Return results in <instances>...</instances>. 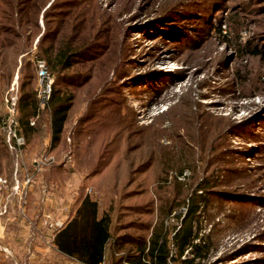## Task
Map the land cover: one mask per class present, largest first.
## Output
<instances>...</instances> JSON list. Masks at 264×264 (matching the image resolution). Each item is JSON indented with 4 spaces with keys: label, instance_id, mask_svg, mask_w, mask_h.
Here are the masks:
<instances>
[{
    "label": "rangeland",
    "instance_id": "1",
    "mask_svg": "<svg viewBox=\"0 0 264 264\" xmlns=\"http://www.w3.org/2000/svg\"><path fill=\"white\" fill-rule=\"evenodd\" d=\"M17 1L0 0V9L18 11L0 16V77L7 79L0 116L5 94L12 89L17 108L21 83L28 84L37 100L29 121L39 132L19 157L4 139L0 145V264H84L54 244L83 196L115 218L118 200L108 191L134 192L125 207L148 212L129 209L123 219L154 222L159 198L177 194L173 178L184 188L200 179L209 185L198 191L205 196L193 215L199 246L184 252L187 264H264V0ZM89 34V55L64 72L76 82L56 84L48 70L51 93L41 107L38 40L57 46L66 36L77 45ZM25 42L28 51L17 56ZM54 88L74 96L62 139L51 147ZM45 155L53 160L37 167ZM167 163L185 164L182 174ZM46 171H56L49 184ZM175 199L162 218L170 228L187 211ZM108 253L102 264L113 263ZM124 255L113 250L126 264Z\"/></svg>",
    "mask_w": 264,
    "mask_h": 264
},
{
    "label": "trees",
    "instance_id": "2",
    "mask_svg": "<svg viewBox=\"0 0 264 264\" xmlns=\"http://www.w3.org/2000/svg\"><path fill=\"white\" fill-rule=\"evenodd\" d=\"M17 2L29 3L31 0H18ZM27 10L29 9H21V11ZM17 12V9H0V16L2 19L7 20L8 15L14 16ZM83 12L84 11H82V13ZM37 15V11L35 10V21ZM168 16L169 15L166 13L162 18H169ZM79 20L80 17H78V21ZM3 24V21L0 19V25ZM84 25H86V17L82 15L79 27L83 28ZM2 30L5 33L14 32L10 28H2ZM18 31L20 32V30ZM20 33L23 35L22 31ZM93 35L94 34H89L85 36L86 39L89 38V41L84 42V39H82L80 42L78 41L77 45H74V43L70 42V39L65 36L62 44H58L57 46H42L44 40L42 38L45 37H40L37 42L38 56L45 61L47 69L54 72L56 77H58V82H56V84H60L64 81L70 83L76 82V75L65 74L64 72L72 68L81 58L89 55L88 50L93 44V42H90V39ZM96 42L95 40L94 44H96ZM29 47L30 43L25 42L19 49L16 48V55L19 56L24 54L28 51ZM259 52L260 51L257 50L252 51L253 54H258ZM22 68L23 62L20 65V72ZM4 77H0V96L3 91L4 80L5 84L7 83V79ZM27 86L28 84L25 85L21 83V92L17 102L18 114L20 112V118L18 116V121L20 123L19 130L25 136L26 142L30 141L33 135L35 136L39 132V127L35 128L30 125V112L33 111L31 115L34 113L37 100L32 92L28 90ZM61 94L62 93L54 88L49 102L51 147L58 145L62 139L64 124L67 120L74 96V94L71 93L67 96L60 97ZM3 139L2 134H0V145L4 142ZM183 166H185L183 163L179 165H170L167 163L166 168L174 169L181 175ZM101 172L102 170L100 168L98 170L92 169L90 176H97ZM54 173H56V171H54ZM54 173L45 172L46 184L54 180ZM57 175L58 174L55 176ZM173 180L172 184L177 194L171 195L166 199L159 198L157 208L158 216L156 215L154 222L147 220L143 223V221H138L137 219H123L126 217L125 214L129 209H133L137 213L148 212L145 211L146 207L140 205V207H125L127 205L124 204L123 201H125L127 197H132L131 195L135 196L134 192L130 194L121 190L116 194L115 188L108 191V195L111 198L115 196L118 200L115 218L112 217L110 210H104L97 199H92L89 195L83 196L72 219L56 233L54 244L57 251L61 254L74 257L84 264H102L105 260L106 252L108 251L110 261L113 262L112 264H123L122 257L113 258V250L118 249H124L125 255L123 260L129 264H171L172 262L187 264L191 259H187L186 257L182 258L184 252L190 248L189 252L195 253L199 246V243L194 242L196 232L193 229V215H195L198 209V202L201 200L204 201L205 196L198 193V191L202 188H208L209 185L205 183V179H200V182L197 181L195 185L184 188L183 182L178 181L176 178H173ZM174 198H176L177 204L186 203L187 211L185 216H183V218L181 217L179 222L176 225H172L170 228L164 225L162 218L175 207ZM138 208H141L142 211H136ZM120 209H123V211L119 213L118 211Z\"/></svg>",
    "mask_w": 264,
    "mask_h": 264
},
{
    "label": "built area",
    "instance_id": "3",
    "mask_svg": "<svg viewBox=\"0 0 264 264\" xmlns=\"http://www.w3.org/2000/svg\"><path fill=\"white\" fill-rule=\"evenodd\" d=\"M37 79V98L40 101L41 107H44L50 97L52 77L43 60H37ZM16 98L17 97L13 93L12 89L5 94L3 99L5 112L0 116V130L4 134V141L7 147L13 152V154L19 157L22 155V151L26 145V138L19 130L20 124L17 120ZM32 124H34L33 121L30 122V125ZM52 160V157L45 155L38 161L37 167L49 164ZM14 181L17 187L19 179L15 177ZM25 181L29 182L30 177L26 176ZM4 182L5 180L0 177V184ZM88 191L91 192V189H88ZM61 225L62 224H59V226ZM126 264L129 263L126 262Z\"/></svg>",
    "mask_w": 264,
    "mask_h": 264
}]
</instances>
